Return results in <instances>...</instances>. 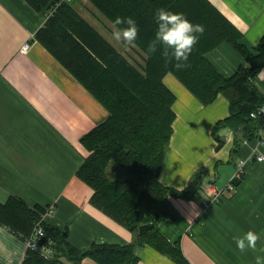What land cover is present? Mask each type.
I'll return each instance as SVG.
<instances>
[{"label":"crops","instance_id":"obj_1","mask_svg":"<svg viewBox=\"0 0 264 264\" xmlns=\"http://www.w3.org/2000/svg\"><path fill=\"white\" fill-rule=\"evenodd\" d=\"M73 1L83 16L99 14L88 0ZM209 1L247 44H256L264 34V0ZM44 20L25 0H0V202L15 196L29 206L54 205L44 221L66 231L78 248L93 242L126 244L133 234L90 203L92 189L76 175L89 153L80 138L108 110L37 40ZM25 42L30 46L23 52ZM206 56L226 75L243 62L225 41ZM163 82L175 95V119L160 181L182 189L194 172L204 170L205 176L192 199L169 198L177 218L159 224L170 242L179 239L185 262L144 244L135 248L136 264H256V256H264V234L256 249L244 252L233 237L248 229L264 233V161L250 158L259 150L264 153V116L251 139L241 129L220 127L223 144L217 148L212 128L229 114L227 98L218 94L203 104L173 74H165ZM254 83L262 95L260 107L264 66ZM240 158L250 159L236 191L204 207L200 201L210 185L223 187ZM26 250L23 238L0 224V264H21ZM78 264L97 263L85 257Z\"/></svg>","mask_w":264,"mask_h":264},{"label":"trees","instance_id":"obj_2","mask_svg":"<svg viewBox=\"0 0 264 264\" xmlns=\"http://www.w3.org/2000/svg\"><path fill=\"white\" fill-rule=\"evenodd\" d=\"M25 1L44 17L50 12L35 33L37 40L108 110V116L80 138L89 153L76 175L92 189L90 203L129 230L133 239L126 244L93 242L78 248L67 240L66 231L43 221L46 236L54 242V254L45 258L27 249L21 264H78L85 257L97 264H136L135 248L144 244L184 263L179 239L170 242L159 224L177 218L169 198L192 199L205 171L194 172L182 189L160 181L175 119V95L163 77L173 74L203 104L218 94L227 98L229 114L212 128L217 148L223 144L218 135L223 126L241 129L251 139L261 117L252 118L250 112L263 103L254 79L264 66V34L256 44H247L241 31L209 0H88L99 11L90 15L104 30L70 1ZM159 8L184 13L204 26L184 68H175V61L166 60L162 49L147 54L148 44L155 39L153 14ZM117 16H131L139 27L135 43L117 40L121 49L110 37ZM224 41L243 57L230 75L206 56ZM124 46L136 51L142 63H135ZM44 210L10 196L0 202V224L25 238Z\"/></svg>","mask_w":264,"mask_h":264},{"label":"clouds","instance_id":"obj_3","mask_svg":"<svg viewBox=\"0 0 264 264\" xmlns=\"http://www.w3.org/2000/svg\"><path fill=\"white\" fill-rule=\"evenodd\" d=\"M153 18L156 24L155 39L148 44L147 54L151 56L158 49H162V55L166 60L175 61V68L186 67L194 46L205 30L204 26L192 22L184 13L171 12L164 8L157 9ZM113 24V35L116 40H123L129 44L136 42L139 27L133 17L117 16ZM120 25H126V27L119 29L115 27ZM262 234L264 233L248 229L242 235L234 236L233 239L236 247L244 252L249 248L256 249L257 241ZM255 260L256 264H264V256L257 255Z\"/></svg>","mask_w":264,"mask_h":264},{"label":"built area","instance_id":"obj_4","mask_svg":"<svg viewBox=\"0 0 264 264\" xmlns=\"http://www.w3.org/2000/svg\"><path fill=\"white\" fill-rule=\"evenodd\" d=\"M70 1V0H65ZM50 12L45 14V18L49 15ZM30 46L29 42H25L21 46V51L26 52ZM26 49V51H25ZM252 118H257L258 116H264V104L260 107H257L255 110L250 112ZM261 143H264L262 140ZM251 159L255 161H264V153L260 150L257 153H253L250 156ZM250 158H240L235 166L234 172L223 187H217L215 184H211L207 192H205L204 198L200 201L204 207L209 206L212 203L218 202L224 196H230L237 189L238 182L243 178L245 173V165ZM54 211V205L50 204L45 207L44 212L40 214V218L35 222V225L31 233L23 238L26 249L38 252L45 258H49L54 254V242L52 239L48 238L45 234L42 222L44 217L51 215Z\"/></svg>","mask_w":264,"mask_h":264},{"label":"rangeland","instance_id":"obj_5","mask_svg":"<svg viewBox=\"0 0 264 264\" xmlns=\"http://www.w3.org/2000/svg\"><path fill=\"white\" fill-rule=\"evenodd\" d=\"M73 3H75V1H73ZM105 21L107 20L105 17H103L102 15H100ZM86 17L93 23L96 24L97 26H101L100 23L98 21H96L88 12L86 13ZM104 21V22H105ZM107 22H109L107 20ZM106 23V22H105ZM110 23V22H109ZM111 24V23H110ZM102 30H104L102 27H100ZM114 28V27H113ZM110 37L113 39V41L118 45V47L121 49L122 48V44L120 42H118L115 38H113V35H110ZM124 50L127 51L128 56L135 62H139L142 63L141 58L137 55V52L134 51L133 49L124 46Z\"/></svg>","mask_w":264,"mask_h":264}]
</instances>
